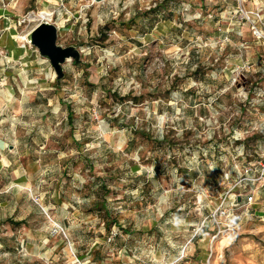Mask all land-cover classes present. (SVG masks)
Listing matches in <instances>:
<instances>
[{
	"label": "rangeland",
	"instance_id": "374dc122",
	"mask_svg": "<svg viewBox=\"0 0 264 264\" xmlns=\"http://www.w3.org/2000/svg\"><path fill=\"white\" fill-rule=\"evenodd\" d=\"M74 8L51 22L80 65L57 82L43 58L3 114L45 167L16 187L24 223L0 221V264H264V176L246 172L264 165V44L248 19L264 0ZM229 193L254 202L217 235Z\"/></svg>",
	"mask_w": 264,
	"mask_h": 264
},
{
	"label": "crops",
	"instance_id": "0c3cea01",
	"mask_svg": "<svg viewBox=\"0 0 264 264\" xmlns=\"http://www.w3.org/2000/svg\"><path fill=\"white\" fill-rule=\"evenodd\" d=\"M77 1L0 0V221L7 220V218L19 221L13 217L18 208L19 195L16 187L31 183L45 167V162L33 155L20 135L19 140L15 139L14 142V128L5 127L2 124V120L5 119L3 114L7 115L6 110L13 104L10 98H13L16 93L15 87L21 90L23 86L33 84L34 80L30 78V75L47 67L37 50L31 46H23L22 41L24 40L20 37L22 36L20 34L22 25L18 24V20L35 8L61 11L63 10L60 8L62 3L67 11L68 9L76 11L74 6ZM66 10H63V15L66 14L64 13ZM39 20L33 21L39 22ZM58 25L61 24L58 23ZM66 27L73 29L74 23H67ZM15 74L25 75L20 84L16 81Z\"/></svg>",
	"mask_w": 264,
	"mask_h": 264
},
{
	"label": "built area",
	"instance_id": "2783aa9c",
	"mask_svg": "<svg viewBox=\"0 0 264 264\" xmlns=\"http://www.w3.org/2000/svg\"><path fill=\"white\" fill-rule=\"evenodd\" d=\"M33 13H34L33 11L28 12L27 15H24L22 18H20L18 20V24L23 25L26 22L32 21V20H30V16ZM50 13H51V15H50L51 17H50L49 21H51L53 19L55 11L50 12ZM248 19H250L252 24H253L255 36L260 41H262V43L264 44V12L262 11V9H257L255 11H252L250 14H248ZM41 20H43V19H40L39 22ZM33 28L34 27H32L30 30H28V32L25 34H27V36H28V33ZM22 43H23V46H25V47L26 46L33 47L28 41H22ZM246 172L248 173V175H251L250 179H259L260 177L262 178L264 176V165H263V168L261 169L260 173H258V174H260L258 177H255L254 169H252V168L246 169ZM231 192H233V191H231ZM230 193L228 195H226L225 199L222 200L220 205L212 213V218H214V221L216 222V224L218 226V234L217 235H219L223 230L234 229L235 223L239 217V214H238L239 209L243 208L244 206L248 207L249 205L253 204V202H254V196L252 194H250V195L247 194V195L243 196L242 193H239V194H235V193L230 194ZM242 197H246L247 199H245V201L243 203H237V202H240L242 200ZM239 198H241V200H239ZM222 219H224V222L222 221ZM203 226H204V223H203ZM217 235H215V237Z\"/></svg>",
	"mask_w": 264,
	"mask_h": 264
},
{
	"label": "water",
	"instance_id": "95a60500",
	"mask_svg": "<svg viewBox=\"0 0 264 264\" xmlns=\"http://www.w3.org/2000/svg\"><path fill=\"white\" fill-rule=\"evenodd\" d=\"M59 28L58 24L43 19L28 33V42L36 47L41 57L51 63L57 80L65 77V64L68 61H82V50L79 47L59 44Z\"/></svg>",
	"mask_w": 264,
	"mask_h": 264
},
{
	"label": "bare ground",
	"instance_id": "6f19581e",
	"mask_svg": "<svg viewBox=\"0 0 264 264\" xmlns=\"http://www.w3.org/2000/svg\"><path fill=\"white\" fill-rule=\"evenodd\" d=\"M51 15V13L49 12V11H46V10H44V11H40L39 13H33L31 16H30V20H37V19H50V16ZM21 37V39L22 40H24V41H28V36H27V34H24V37H23V35L22 36H20Z\"/></svg>",
	"mask_w": 264,
	"mask_h": 264
},
{
	"label": "trees",
	"instance_id": "16d2710c",
	"mask_svg": "<svg viewBox=\"0 0 264 264\" xmlns=\"http://www.w3.org/2000/svg\"><path fill=\"white\" fill-rule=\"evenodd\" d=\"M76 65H80L79 63L74 62ZM58 82V80H57ZM69 117H72V113H69ZM245 199H247L246 197H242V200L240 202L237 203H243L245 201ZM11 223L15 224V225H20L22 223H24V221H14V220H10ZM108 228H110V225H108Z\"/></svg>",
	"mask_w": 264,
	"mask_h": 264
}]
</instances>
